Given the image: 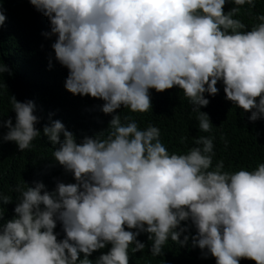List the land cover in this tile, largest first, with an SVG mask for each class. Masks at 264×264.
<instances>
[{"label": "clouds", "instance_id": "clouds-1", "mask_svg": "<svg viewBox=\"0 0 264 264\" xmlns=\"http://www.w3.org/2000/svg\"><path fill=\"white\" fill-rule=\"evenodd\" d=\"M46 16L55 58L69 70L65 82L74 95L102 99V111L123 108L146 113L152 109L150 89L178 87L197 112L199 129L211 132L210 103L222 81L226 99L250 122L264 118V14L251 30L234 18L254 0H29ZM226 3H234L227 13ZM6 20L0 5V27ZM51 67V64L49 65ZM11 70L0 65V73ZM15 124L3 141L29 149L40 136L32 100L11 96ZM115 115L106 138L74 134L55 120L43 134L58 145L54 160L74 176L75 183L57 182L54 191L43 182L25 181L14 191L19 198L13 218L0 211V264H130L129 248L142 252L141 233L152 241L153 256L169 238L185 246L191 222L193 247L216 264L242 259L264 264V163L253 171L212 168L214 143L199 136L187 154H170L158 127L144 130L131 117ZM63 134V141L60 139ZM187 137H181L183 143ZM211 169V170H210ZM12 198L0 192V205ZM43 205V207H41ZM57 222L65 236L58 239ZM111 245L95 262L89 259ZM83 254V258H81Z\"/></svg>", "mask_w": 264, "mask_h": 264}, {"label": "trees", "instance_id": "trees-1", "mask_svg": "<svg viewBox=\"0 0 264 264\" xmlns=\"http://www.w3.org/2000/svg\"><path fill=\"white\" fill-rule=\"evenodd\" d=\"M0 5L6 17L0 27V65L5 64L11 70V74L0 73V116L4 120L11 118L15 124L11 96L20 102L32 100L36 106L34 114L39 118L36 128L41 133L24 152L19 151L15 142L0 143V192L12 198V203L0 205L5 221L15 215L14 208L20 194L14 189L18 183L25 181L32 186L34 181L43 182L49 192L55 190L58 181L75 183L73 174L54 160L53 152L58 145L52 144L43 134L44 126H50L55 120L61 121L80 143L85 136L106 138L111 131L109 126L113 116L120 115L123 124L127 123L124 118L128 116L137 122L140 130L149 124L158 127L160 140L170 154H187L194 146L195 138L211 136L215 153L213 169L220 160L224 162L222 171L229 173L241 169L253 171L264 163V118L250 122V112H244L226 99L222 81L217 83L219 92L216 96L204 93L210 103L200 109L209 115L213 125L211 132L200 131L199 114L192 111L190 101L178 87L163 92L150 89L152 109L146 113H133L122 106L111 114H105L102 99L74 95L66 90L69 70L56 60L52 48L57 36L43 35L51 32L49 19L29 0H0ZM233 7L238 6L226 3L224 12ZM239 7L240 12L234 18L246 25L245 30H251L260 23L256 17L264 14V0H254V7L248 4ZM7 131L6 127L0 128V139ZM181 137L187 139L181 143ZM60 139H64L62 133ZM182 226H188V232L183 233L180 239L189 235L188 243L182 247L169 238L159 256L151 254L152 241L148 240L147 233H141L137 239L146 247L142 252L133 253L134 245L130 246V264H216L210 253L203 257L206 250L193 247L191 237L196 234V229L191 222H182ZM54 232L58 239L65 236L60 222H57ZM110 247L109 244L94 252L89 259L95 262ZM240 264H255V261L242 259Z\"/></svg>", "mask_w": 264, "mask_h": 264}]
</instances>
